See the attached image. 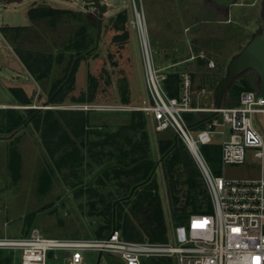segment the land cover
<instances>
[{
  "label": "rangeland",
  "instance_id": "374dc122",
  "mask_svg": "<svg viewBox=\"0 0 264 264\" xmlns=\"http://www.w3.org/2000/svg\"><path fill=\"white\" fill-rule=\"evenodd\" d=\"M201 1L134 0L137 9L144 12L150 35L155 42L159 41L156 26H173L178 31L179 37L175 45L179 49L173 60L166 59V56L172 55L165 51L162 44L155 45L152 38L156 65L161 69L162 75L191 73L195 79L194 85L196 84V102L203 108H211L217 104L216 81L226 77L231 61L264 27V0H238V5L232 7L230 22L215 27L200 23L207 20L208 15H204L203 11L199 13L204 10L200 4L213 6L215 3L212 0ZM106 2L109 8L104 17L98 50L77 64L71 80L52 101L51 97L67 80L73 61L78 57L77 52L69 48L75 42H80L83 28L90 38L83 43L84 47L90 50L95 46L98 11L93 8L85 10L84 4L79 0L0 2V238H21L28 229H37L47 239L83 240L100 235L107 237L114 225L116 227L114 208L110 218L112 226L106 223L110 219L100 216V213L104 211L106 203L112 202L114 196L119 194L118 191L111 193V190L118 188L114 184H108V187L98 185L103 172L116 165L115 160L112 161L108 155L114 147L94 146L104 140L103 136L95 133H116L128 127L136 120L133 112H138L137 108L143 106L148 96L133 26V0ZM40 5H48V9L64 10V13L58 18L30 20L29 11L34 8L43 9ZM121 13L128 19L129 39L125 43L122 41L123 37L119 42H114L122 32L114 25L115 18ZM187 25H195L192 32L197 31V47L206 45L207 42L215 52L211 58L214 68L209 66L211 61L207 59L204 63L199 59L187 61L192 55L196 56L188 49L189 43L184 35ZM212 26L215 28L214 32L209 31ZM21 56L38 58L40 62L47 59L50 65L45 77L38 79L23 64ZM177 62L180 63L176 64ZM42 64L43 62L38 66ZM90 75L96 77L100 85L92 104L81 102L89 96ZM236 81L237 79L228 88L223 107H235L237 96L233 95L231 89ZM243 81H247L248 87L256 91L259 78L254 72L248 71L241 75L237 84L242 85ZM173 87L179 95L180 81L174 82ZM202 89L206 90L205 93ZM121 90L127 94L129 102L126 105L123 104ZM22 93L31 100L32 106H22L17 102ZM26 107L38 111L25 112ZM89 107H92L89 111L80 110L90 109ZM12 109L19 112H12ZM46 110L53 111L48 113ZM143 115L147 121L146 132L150 137V157L157 162L161 159L160 142H174L175 134L172 131L156 133L151 120ZM186 117L188 124L193 126L205 116L198 114ZM14 123H20V126L10 131L12 129L8 126ZM204 128V124L196 126L192 128V132L196 134ZM68 136L70 142L79 144L76 147L80 152L70 156V161H64L67 158L65 147L54 153L50 150L55 149L56 144H51L49 140H61L62 143L66 142L62 138L67 139ZM130 137L134 141L143 142L141 132H127L121 135L120 144H127ZM211 137L213 144L201 147V152L215 176H225L227 179H264V163L255 159L252 152L248 153L245 164L224 166L219 146L222 136L213 134ZM83 138H87L84 140L86 147H82ZM90 143L94 145L91 146ZM179 145L180 148L183 146L180 139ZM75 159L77 163H74ZM177 160L180 164L188 160L186 150L180 151ZM154 179L159 183L168 228L167 242H170L177 223L173 221L169 210L162 165L157 169ZM91 204L96 206L94 212L90 208ZM205 213L212 214L213 210ZM32 216L34 218L30 222ZM120 233L123 237L121 231ZM144 240L148 239L145 237ZM106 258L110 264H123L113 257ZM21 259L19 251H0V264H21ZM97 259L98 253L88 254L91 263L97 264ZM146 262L177 264L175 259H152L143 264ZM48 264H63V256L49 258Z\"/></svg>",
  "mask_w": 264,
  "mask_h": 264
},
{
  "label": "built area",
  "instance_id": "2783aa9c",
  "mask_svg": "<svg viewBox=\"0 0 264 264\" xmlns=\"http://www.w3.org/2000/svg\"><path fill=\"white\" fill-rule=\"evenodd\" d=\"M133 10L148 96L137 111L151 120L156 133L179 135L203 176L213 213L193 214L185 223L175 225L172 241L166 243L126 240L116 227L106 238L83 240L47 239L39 230L30 229L21 238H0V251L21 252V264H48L50 254L55 259L63 256V264H93L89 253H98L97 263H107L106 257H113L123 264L152 259H175L177 264H257L255 258L259 257L258 264H264V179L215 176L201 152V147L213 144L211 136L219 134L224 166L245 164L249 152L263 164L264 97L257 90L246 91L235 107L218 109L215 104L203 108L194 103V80L189 72L179 75L180 94L172 97L165 86L168 76L156 65L146 16L134 0ZM200 58L205 57L201 54ZM209 66L214 68V63ZM198 114L215 116L194 134L186 116Z\"/></svg>",
  "mask_w": 264,
  "mask_h": 264
},
{
  "label": "trees",
  "instance_id": "16d2710c",
  "mask_svg": "<svg viewBox=\"0 0 264 264\" xmlns=\"http://www.w3.org/2000/svg\"><path fill=\"white\" fill-rule=\"evenodd\" d=\"M63 13L64 10H56L53 8H34L29 11L28 17L30 20L35 21L37 19L46 17L58 18V16ZM127 23L128 19L125 14H118V17L115 18L114 25L117 27V30L122 32L121 36L116 38L114 42H119L122 37V41L124 43L125 40L129 39ZM82 32L83 37L80 42H75L74 46H72V48H69V50L77 52L78 56L82 55V52H87L88 48L84 47L83 43L87 42L88 39H90L85 28L82 29ZM5 33H7V31ZM21 60L23 61V64L27 66L30 72H32L34 75H37L38 79L44 78V75L48 72L50 64H48L49 61L47 59L42 60L43 64L40 66H38V64L42 62H40L38 58H33L31 56L25 58L24 56H21ZM179 81L180 78L178 74L170 75L166 80L165 86L172 97H178V92L173 87V83ZM238 81L239 77L237 78V81L234 83L231 89L233 95L237 96V101L234 104L235 106L238 105L240 95L243 92L252 91L248 87L249 84L247 83V81H243L242 85H238ZM258 85L259 81L257 82V88ZM99 87L100 85L98 79L90 75V93L88 98H85L81 102L92 104L95 100L96 94L98 93ZM15 92L18 93L19 90H15ZM121 96L124 102L123 104H128L129 100L125 91L122 92ZM17 102L22 106H32L31 100L28 99L23 93L18 97ZM11 111L19 112L16 109H12ZM36 111L38 110H25V112L31 113H34ZM46 111L50 113L53 110ZM143 114L144 113L140 111L133 112V118L136 120H134V122L128 127L120 129L119 132H106V134H103V132H96L95 134L104 137L103 142L100 144L95 143L96 145H94V143H90L91 146L94 145L102 148H105L106 146L114 147V150L110 151L108 155H110V159L112 161L115 160L116 165L110 166L108 169H106V171L103 172V177L98 180L99 186L108 187V184H114L118 188V190H116L115 188L114 190H111V193H115V191L117 193L118 191L119 194L114 196L112 202L108 204L106 203L104 211L100 213V216L106 219L112 218L113 204L119 200L127 198L130 195V192L134 186L145 182L149 178L152 170L156 165V162L151 160L150 157V151L148 148L150 137L146 132L147 121ZM19 126L20 123H14L12 126L8 127L9 129H12L10 131H13L15 129H18ZM127 132H141L143 142L142 140L141 142L134 141L132 137H130V139H127L126 141L127 144H120L121 135H125L127 134ZM85 139L87 138H83V141H81V143L84 145L82 147L87 146L84 141ZM62 140L66 142L61 143V140H57V142L49 140L51 144H56L54 145L55 149H52L50 151L54 153L59 152L64 146V149L67 152V158H64L63 160L65 161L66 159H68L70 161V156H73L74 153L76 154L77 151L78 153L80 152V150H78L76 147L79 144L70 142L69 136L67 139L62 138ZM173 145V140H171L170 142H160L159 150L161 158L170 150ZM181 150H186L188 156V160H186L183 164H180L177 160V157ZM74 163H77L76 159ZM162 167L164 172V178L166 181L167 194L169 198V210L174 222H176L177 224H183L193 214H204L206 211L213 210L210 196L202 174L200 173L196 162L194 161L192 155L184 144L181 148L180 145L176 147V149L163 161ZM121 191L124 192L120 193ZM97 196L99 195L97 194ZM102 202L105 201L102 200ZM90 208L92 212H94L96 206L94 204H91ZM115 214L116 229L122 232L124 239L130 241H146L144 240L146 237V239H148L147 241L151 243L167 242L168 228L166 225L162 198L159 192V183L156 179H154V177L149 183L136 189L131 199L122 200L118 202L116 205ZM33 218L34 216L30 218V222H32ZM110 220L106 221V223L112 226V219ZM29 231L30 229H28L25 234H28ZM96 238L102 239L106 237L100 235ZM131 238L137 240H133ZM50 258H53V254H50ZM145 264H147V262Z\"/></svg>",
  "mask_w": 264,
  "mask_h": 264
},
{
  "label": "water",
  "instance_id": "95a60500",
  "mask_svg": "<svg viewBox=\"0 0 264 264\" xmlns=\"http://www.w3.org/2000/svg\"><path fill=\"white\" fill-rule=\"evenodd\" d=\"M13 1H19V0H0V2H13ZM84 3V9L85 10H90L94 9L98 11V26H97V36H96V43L95 46L85 52L84 54L78 56L75 58L73 61L72 67L69 72V76L67 80L60 86V88L56 91L54 96L51 97L50 101L54 99V97L62 91V89L65 87V85L71 80L73 77V74L75 72L77 64L86 56L94 53L95 51L98 50L100 46V40H101V33H102V28H103V22H104V17L108 14V4L102 3L101 0H79ZM214 3L227 8L231 9L232 7H235L238 5V0H212ZM41 8L43 9H48V5H40ZM252 71L254 72L258 78H259V85L257 88L258 95L261 97H264V27L260 31V33L256 34L252 40L248 43V45L242 50V52L236 56L230 63L228 72L226 77L219 83L217 89H216V101H217V108L220 109L223 106L224 103V98L226 95V92L228 88L233 84V82L243 75L244 73ZM50 103V102H49ZM27 110L28 108H24ZM43 108H41L42 110ZM215 115L212 116H207L200 120L198 123H196L193 126H190V128H194L196 126L202 125L212 119ZM179 145V135L176 134L174 136V145L170 148V150L164 154V156L156 162V165L154 169L152 170L149 178L136 186H134L130 192V195L127 198H124L122 200H129L132 198L134 192L136 189L139 187H142L149 183L151 179L154 177L157 169L162 165L163 161L176 149V147ZM119 200L113 204L114 208V216L116 213V205L118 202L122 201ZM115 229V225L113 227ZM99 264V262L97 263Z\"/></svg>",
  "mask_w": 264,
  "mask_h": 264
},
{
  "label": "crops",
  "instance_id": "0c3cea01",
  "mask_svg": "<svg viewBox=\"0 0 264 264\" xmlns=\"http://www.w3.org/2000/svg\"><path fill=\"white\" fill-rule=\"evenodd\" d=\"M203 1L204 0H202L201 2H203ZM199 6L204 8V10H200L199 13H202V11H203V14L205 13V14L208 15V19L207 20H204V21H201L200 23H202V24L208 23V24L213 25L215 27V25H221V24L229 23L230 22V13H231L232 8L228 10L227 8H224V7H222V6H220V5L216 4V3L213 4V6L212 5H210V6H208V5H202V4H200ZM152 26H156V25H152ZM161 26H156V29L157 30L155 32H156V34H157V36L159 38V41L158 42H155L154 38L152 37L153 40H154V44L155 45L162 44L165 47L164 48L165 51H167V53L169 55H172V56H169V57L166 56V59L173 60V56L175 54H177V51L179 49L175 45V44H177V40H178V37H179L178 31L173 26H168L167 28L166 27H163V26L161 27ZM194 26L195 25H187L184 28V35L187 37V40H188V43H189L188 44V49H189V51H191V53L193 52V53L196 54V56H193L192 55L187 61L199 59L200 61L203 62L204 60L207 59L208 61H211V62L214 63V61L211 58H213V55H215L214 54L215 52L211 50V48L209 47V44H207V42H206V45L203 44L202 46H199V47L196 46L197 45V43H196L197 42V38H196L197 31H196V33L195 32H192L193 29L195 28ZM213 26L209 29V31L212 30L214 32L215 28ZM201 54L205 57L204 59L200 58V55ZM192 57H195V58L192 59ZM179 63L180 62H177L176 64H179ZM223 79H224L223 77L221 79H218L216 81V86H218L219 83ZM193 80H194V83H195V79H193ZM195 87H196V84L194 85V94H195ZM202 90L205 93L206 90L205 89H202ZM194 103H195V105L200 106L196 102V99L195 98H194ZM88 106H91V105H88ZM2 107L3 108H6L7 106H2ZM26 108H29V107H26ZM89 108L90 109H87L86 108L87 110L86 109L83 110V109L80 108V110L81 111H89V110L92 109V107H89ZM77 110H79V109H77ZM106 261H107V263H105L104 261L103 262L105 264H110L108 260H106ZM103 262H100L99 264H104Z\"/></svg>",
  "mask_w": 264,
  "mask_h": 264
},
{
  "label": "snow or ice",
  "instance_id": "6c2138e0",
  "mask_svg": "<svg viewBox=\"0 0 264 264\" xmlns=\"http://www.w3.org/2000/svg\"><path fill=\"white\" fill-rule=\"evenodd\" d=\"M255 260L257 261V264H258V262H259V257H256Z\"/></svg>",
  "mask_w": 264,
  "mask_h": 264
},
{
  "label": "flooded vegetation",
  "instance_id": "af4514ba",
  "mask_svg": "<svg viewBox=\"0 0 264 264\" xmlns=\"http://www.w3.org/2000/svg\"><path fill=\"white\" fill-rule=\"evenodd\" d=\"M83 3V2H82ZM84 4V3H83Z\"/></svg>",
  "mask_w": 264,
  "mask_h": 264
}]
</instances>
